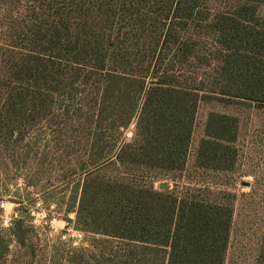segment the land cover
Segmentation results:
<instances>
[{
  "label": "rangeland",
  "instance_id": "374dc122",
  "mask_svg": "<svg viewBox=\"0 0 264 264\" xmlns=\"http://www.w3.org/2000/svg\"><path fill=\"white\" fill-rule=\"evenodd\" d=\"M174 8L172 0H0V264H132L129 241L81 232L66 212L78 207L89 172L160 191L190 184L199 199L233 209L225 264H264V104L240 98L255 78L264 86V0ZM220 20L238 34L219 35L212 23ZM255 36L256 45L244 42ZM239 59L255 62L258 75ZM146 70L210 95L195 113L185 171L118 164L98 172L87 163L99 154L90 133L107 134L103 156L129 143L140 102L129 101V82L110 76ZM210 113L235 119L228 171L195 164Z\"/></svg>",
  "mask_w": 264,
  "mask_h": 264
},
{
  "label": "trees",
  "instance_id": "16d2710c",
  "mask_svg": "<svg viewBox=\"0 0 264 264\" xmlns=\"http://www.w3.org/2000/svg\"><path fill=\"white\" fill-rule=\"evenodd\" d=\"M172 2L176 10L181 0ZM212 24L224 37L239 32L238 27L225 20H220L216 26ZM245 35L248 37L252 34L246 32ZM165 36L163 34L162 38L166 39ZM257 37L244 42L251 45L254 42L256 45ZM260 37L264 41V37ZM246 51L250 54V50ZM234 62L243 64L240 68H247V74L250 71L254 77L258 75L259 71H255L259 68L255 62L241 59ZM148 71L142 75L137 72L117 75L115 72L110 76L129 82V101L140 102L132 111L137 113L129 143L116 145L103 156L107 149L104 145L108 141L107 134L95 133L97 131L90 133L88 142L92 141L99 154L97 152L90 156L87 163L97 168L98 172H104V167L118 164L140 166L163 173L181 174L185 171L195 113L198 104L211 99L210 95L208 92L199 95L198 89L180 84L176 76L156 78L155 74ZM263 87L255 78L244 85L240 98L263 105ZM210 93L237 97L228 92ZM134 115L129 117V121ZM235 141V119L210 113L204 137L196 149V166L228 171L234 163L232 144ZM80 170H85L83 165ZM96 175L92 177L93 173L89 172L82 178L78 207L75 209L72 204L66 210L67 213H75L79 231L129 241L132 264H142L143 260L145 264H225L233 215L231 206L199 199L190 184L180 188L175 186L172 191H160L151 186L127 185L120 177ZM78 188L79 184H76L72 192L75 193ZM3 249V240L0 238V255Z\"/></svg>",
  "mask_w": 264,
  "mask_h": 264
},
{
  "label": "water",
  "instance_id": "95a60500",
  "mask_svg": "<svg viewBox=\"0 0 264 264\" xmlns=\"http://www.w3.org/2000/svg\"><path fill=\"white\" fill-rule=\"evenodd\" d=\"M242 185H243V186H247V184H242ZM160 188H161V189H164V186L161 185ZM24 216H25L24 212H19V214H18V217H19V218L22 219V218H24Z\"/></svg>",
  "mask_w": 264,
  "mask_h": 264
},
{
  "label": "built area",
  "instance_id": "2783aa9c",
  "mask_svg": "<svg viewBox=\"0 0 264 264\" xmlns=\"http://www.w3.org/2000/svg\"><path fill=\"white\" fill-rule=\"evenodd\" d=\"M3 206H4V205H1V207H3ZM8 224H9V221H8L7 219H3V220H2V225H3V226L6 227V226H8ZM78 237L80 238L81 235L79 234Z\"/></svg>",
  "mask_w": 264,
  "mask_h": 264
}]
</instances>
